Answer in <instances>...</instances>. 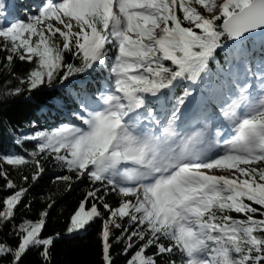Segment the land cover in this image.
<instances>
[{"label": "snow or ice", "instance_id": "snow-or-ice-1", "mask_svg": "<svg viewBox=\"0 0 264 264\" xmlns=\"http://www.w3.org/2000/svg\"><path fill=\"white\" fill-rule=\"evenodd\" d=\"M257 34L264 0H41L36 13L11 22L0 0V65L18 81L0 96L71 84L81 74H99L102 85L72 92L66 122L31 125L16 141L35 142L27 156L0 155L10 190L0 201V230L10 226L15 240L0 239V257L23 264L34 249L51 264L61 234L43 232L55 201L18 222L29 188L3 165L32 166L36 181L52 158L68 173L55 178L66 190L82 178L92 185L66 232L101 219L103 264H115L114 245L123 246L126 264H264V42L246 46ZM218 51L226 79L210 108L200 93ZM17 60L32 65L22 76Z\"/></svg>", "mask_w": 264, "mask_h": 264}, {"label": "trees", "instance_id": "trees-1", "mask_svg": "<svg viewBox=\"0 0 264 264\" xmlns=\"http://www.w3.org/2000/svg\"><path fill=\"white\" fill-rule=\"evenodd\" d=\"M261 43H257L255 46L259 47ZM3 56L4 53L0 52V59ZM218 64L223 65L222 62H219L213 65V69L219 70ZM31 67V64L19 60L14 65L15 71L21 76L29 71ZM223 71H225V66ZM71 79V84L64 83L67 87L62 86L59 81H55L51 86H42L31 94L25 92L18 96H0V155L20 154L27 156L35 144L31 141H24L22 144L16 143L18 138L25 135L26 127L32 129L31 125L33 124L41 129L56 127V123L65 120L63 119L64 116L67 115L70 109L75 107L76 101L71 102L69 99L73 91L83 92L86 90L92 92L96 88L102 87L100 83H97V80L100 79L97 75L88 77L81 74ZM9 80L12 81L10 85L7 83ZM82 80H84L82 86H78L76 83ZM17 83L18 81L10 77L0 65V92L5 87H14ZM43 163L44 171L36 181L31 179L32 166L17 169L11 165H3L7 168L9 176L18 187L29 188L24 197V203L17 211V221L23 222V218L37 219L38 213L48 203L55 201L49 210L50 215L43 232L45 236L55 235L56 233L61 234L52 247L51 264H103L98 238L103 223L101 219L97 218L94 222H91V227L86 232L81 231L78 235L66 232L71 214L78 208L79 202L84 198L86 191L92 187L90 181L87 178L75 180L71 189L66 190L65 184L56 181L55 178L57 175H67V171L61 170L52 158H48ZM22 174L29 176L27 182L21 178ZM5 183L6 181L0 177V201L10 194V190L4 187ZM49 197H51V200H49ZM106 199L115 206L119 197L115 193H111ZM28 203L31 204L30 208L25 207ZM89 206L86 205V209ZM105 216H107L106 212ZM10 233V226L0 230V239H8L10 242L15 243ZM122 247V245H114L112 248L115 264H126L127 257L122 254ZM0 264H10V257H0ZM23 264H43V262L36 250L33 249L23 258Z\"/></svg>", "mask_w": 264, "mask_h": 264}, {"label": "rangeland", "instance_id": "rangeland-1", "mask_svg": "<svg viewBox=\"0 0 264 264\" xmlns=\"http://www.w3.org/2000/svg\"><path fill=\"white\" fill-rule=\"evenodd\" d=\"M214 78L215 77L213 75V78L204 87V88H206L207 96L212 99V102H214V97H213V89L215 88L214 87ZM32 131H30L27 135H30Z\"/></svg>", "mask_w": 264, "mask_h": 264}, {"label": "water", "instance_id": "water-1", "mask_svg": "<svg viewBox=\"0 0 264 264\" xmlns=\"http://www.w3.org/2000/svg\"><path fill=\"white\" fill-rule=\"evenodd\" d=\"M262 36H264V34H257L254 38H259V37H262Z\"/></svg>", "mask_w": 264, "mask_h": 264}, {"label": "bare ground", "instance_id": "bare-ground-1", "mask_svg": "<svg viewBox=\"0 0 264 264\" xmlns=\"http://www.w3.org/2000/svg\"><path fill=\"white\" fill-rule=\"evenodd\" d=\"M23 18V17H22ZM259 43V42H258Z\"/></svg>", "mask_w": 264, "mask_h": 264}]
</instances>
